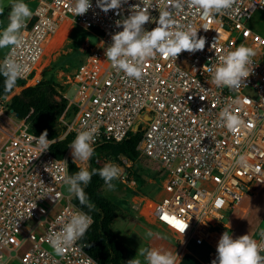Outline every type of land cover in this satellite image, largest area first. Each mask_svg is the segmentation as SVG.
Segmentation results:
<instances>
[{"label": "built area", "instance_id": "2783aa9c", "mask_svg": "<svg viewBox=\"0 0 264 264\" xmlns=\"http://www.w3.org/2000/svg\"><path fill=\"white\" fill-rule=\"evenodd\" d=\"M71 3L38 0L22 45L8 48L0 60L15 55L29 69L22 80H32L40 72L47 41L64 20L88 28L98 39L89 44L85 61L67 81L72 94L65 95L68 106L60 118L66 130L54 140L68 134L74 139L93 123L99 125L95 147L139 133L138 150L163 170L159 184L164 194L151 209V218L174 235L177 264L191 242L207 245L200 264H213L217 224L248 190L264 184V32L251 26L254 16L264 13V0H234L223 15L207 17L198 8L175 10L178 25L198 28L205 47L182 51L176 59L157 54L145 62L141 79L127 77L114 67L105 50L112 35L122 30L120 22L130 14V6L142 5V0H124L118 9L107 12L92 0L86 13L75 15ZM153 3L149 12L158 18L161 0ZM155 26V19L144 25L148 30ZM240 43L256 50L250 65L253 71L237 90L217 87L208 67ZM225 107L244 121L236 131L223 124L220 113ZM33 135L40 133L30 121L19 118L0 142V260L6 264H100L86 251L85 236L62 255L48 244L53 225L59 230L79 207L72 201L73 194L64 192L61 178L64 160L70 174V151L62 158L50 148L39 154L36 141L30 139ZM244 153L249 154L246 168L237 163ZM119 167L118 180L127 182L129 175Z\"/></svg>", "mask_w": 264, "mask_h": 264}, {"label": "clouds", "instance_id": "9594fccd", "mask_svg": "<svg viewBox=\"0 0 264 264\" xmlns=\"http://www.w3.org/2000/svg\"><path fill=\"white\" fill-rule=\"evenodd\" d=\"M124 0H96V4L105 12L109 9H118ZM8 15L6 25L0 27V49H15L22 45L24 29L27 21L32 17L28 0H6ZM158 18L151 16L149 9L154 6L153 0H142L141 4L132 5L130 14L120 23L122 30L112 35V43L106 47V58L112 65L123 72L127 77L141 79L144 75V64L150 58L160 54L164 58H177L182 51L195 52L205 47V37L198 36V28L188 25H178L174 11L185 6L198 8L200 15L220 14L233 7L234 0H161ZM73 15L84 14L92 7V0H72L70 5ZM4 4L0 3V15L4 13ZM156 20V26L148 30L144 27L146 22ZM204 29H208L206 26ZM256 55L253 46L240 43L234 49L220 56L219 62L210 65L207 71L211 74V82L217 87H227L237 90L245 85V78L253 71L252 57ZM28 66L15 55L9 54L0 60V76L3 80V92L6 94L18 87L17 81L25 77ZM224 126L230 131H236L244 125V121L230 107H225L220 113ZM99 132L96 123L85 125L79 130L75 138L69 143L73 162L77 164V170L71 174L65 171L62 174L64 184L68 186V192L74 194L80 204L89 211L79 208L73 211L66 222H63L59 230L55 225L47 242L52 250L62 255L71 248L93 223L91 210L94 205L89 201L85 188L90 183L93 175L98 174L108 189L115 187L114 181L121 175V168L115 163H106L103 167L91 168L89 161L95 152V140ZM39 147V154L55 144L54 139L48 138L47 130L39 136L33 135ZM248 153L239 157L237 163L247 167ZM35 207V204L31 207ZM30 208V209H31ZM23 217V216H20ZM227 227V226H226ZM184 231V230H183ZM259 239L249 233L233 238L229 231L223 232L217 245V259L213 264H264V228L259 230ZM166 238L163 233L154 232L149 228L145 231V238ZM179 257L170 250L160 247L141 248L136 256L129 259L127 264H177ZM0 264L6 261L0 260Z\"/></svg>", "mask_w": 264, "mask_h": 264}, {"label": "rangeland", "instance_id": "374dc122", "mask_svg": "<svg viewBox=\"0 0 264 264\" xmlns=\"http://www.w3.org/2000/svg\"><path fill=\"white\" fill-rule=\"evenodd\" d=\"M37 1L28 0L33 11ZM0 3L4 4L5 9L8 8L6 0H0ZM7 15L0 22V27L6 25ZM251 26L260 33L264 32L263 12H258L254 16ZM97 39L80 22L66 19L51 37L50 43L46 47L39 65V73L42 76L39 77V81L42 79L53 80L61 86L59 89L63 94H68L67 81L69 77L74 75L86 59L89 44L96 43ZM3 51L4 49H0V52ZM46 68L49 70L44 71ZM35 80L26 81L23 87L36 85L39 81ZM23 87L15 89L0 100V142L19 123V117L7 107V103ZM71 94L70 91L69 95ZM109 162L123 166L129 175L127 182L116 180L113 189H108L106 185L103 186L104 194L119 206L118 216L113 227L118 236L126 243V264L129 259L136 256L139 249L150 247L154 243H160L164 249L171 251L172 233L169 230L154 227L146 217V215H150V210L154 206L152 200L158 195L157 182L163 175L161 165L142 152L138 158L132 160L114 147L103 150L98 159V163L102 166ZM63 190L65 193H69L67 185H64ZM139 205L141 207L137 208ZM219 223L214 234L216 243L225 231H229L233 238L246 233L253 237H259L258 230L264 228V184L255 185L251 190H248L239 204ZM149 228L154 232L163 233L166 238L157 236L145 238L144 233ZM192 252L182 259L181 264H199L205 248H197Z\"/></svg>", "mask_w": 264, "mask_h": 264}, {"label": "trees", "instance_id": "16d2710c", "mask_svg": "<svg viewBox=\"0 0 264 264\" xmlns=\"http://www.w3.org/2000/svg\"><path fill=\"white\" fill-rule=\"evenodd\" d=\"M8 11L9 9L6 8L4 13L0 15V22L4 20ZM48 70L49 68H46L44 71ZM3 80L4 78L0 76V98L26 84L25 80L19 79L17 81L18 87L5 94L3 92ZM59 87L61 86L53 80L42 79L34 86L23 87L20 92L11 98L7 107L13 110L15 114L17 113L19 118L30 121L40 134L47 130L48 138L55 139L66 130V126L60 118L68 105V99L60 92ZM72 140L73 136L68 134L64 138L56 140V143L50 146L51 153L57 158L64 157L70 151V174L75 172L78 167L71 156L69 143ZM139 140V133H132L122 142L107 143L95 147L89 166L97 169L103 167L98 163V159L103 150L111 147L117 148L120 153L135 160L140 155V151L137 148ZM104 185L106 184L103 179L96 174L92 176L90 183L85 188L89 201L94 205L91 210L94 221L84 237L85 249L100 264H126V247L117 238L112 228V223L118 216L119 206L104 194ZM72 201L79 208L89 211V209L80 204L75 195H73Z\"/></svg>", "mask_w": 264, "mask_h": 264}, {"label": "crops", "instance_id": "0c3cea01", "mask_svg": "<svg viewBox=\"0 0 264 264\" xmlns=\"http://www.w3.org/2000/svg\"><path fill=\"white\" fill-rule=\"evenodd\" d=\"M37 4H38V1H37ZM37 6V5H36ZM36 8V7H35ZM34 12V11H33ZM69 20V19H68ZM62 24V23H61ZM60 24V25H61ZM59 29V28H58ZM93 35V34H92ZM94 36V35H93ZM94 37H96V36H94ZM97 38V37H96ZM91 44H94V43H91ZM7 49L8 48H5L4 49V51L3 52H0V58H2L3 57V55L6 53V51H7ZM2 56V57H1ZM85 61V60H84ZM39 77H42V76H40V73H38L37 74V76L35 77V78H33L32 80H35V81H39ZM60 90V89H59ZM71 90H70V88L68 89V94H69V92H70ZM60 92H62L61 90H60ZM63 93V92H62ZM8 95V94H7ZM7 95H4V96H2L1 98H3V97H5V96H7ZM65 95V94H64ZM67 95V94H66ZM67 97V96H66ZM1 98H0V100H1ZM68 99V98H67ZM69 100V99H68ZM8 104V103H7ZM68 106V105H67ZM65 112V111H64ZM17 116V115H16ZM118 180V179H117ZM157 184H158V195H157V197L154 199V200H152V202L154 203V206H155V202L156 201H158V199H160L161 197H162V195L164 194V191H163V189H162V187L160 186V184H159V181L157 182ZM74 195V194H73ZM106 195V194H105ZM107 196V195H106ZM153 206V207H154ZM141 206L139 205L137 208H140ZM145 207H146V205H145ZM144 207V208H145ZM152 207V208H153ZM151 208V209H152ZM149 210V209H148ZM150 214H151V210H150ZM146 215V214H145ZM146 217H147V219L151 222V224L152 225H154V227H158L159 228V226L156 224V223H154V221H153V219L151 218V215H146ZM114 223H115V221L112 223V228H113V230L115 231V233H116V236H117V238L120 240V242L122 243V244H124L125 246H126V243L118 236V234H117V231L114 229V227H113V225H114ZM217 228V227H216ZM160 229V228H159ZM217 231V230H216ZM170 232V231H169ZM171 233V232H170ZM171 236H172V239H173V243H171V245H172V249H171V251L174 253V249H175V237H174V235L173 234H171ZM215 239H216V237H215ZM216 245H218V243H215ZM127 247V246H126ZM151 247H161V248H163L162 246H160V243H154V245H152ZM197 248H205V252L203 253V258H201L200 260H199V264H200V261L201 260H204L205 259V257H206V255H207V252H208V246L207 245H205V244H199V243H196V242H191V244L189 245V247H188V250L186 251V254L183 256V258H185L186 257V255L188 254V253H193L192 252V250H197ZM164 249V248H163ZM165 250H167L166 248H165ZM182 258V259H183ZM182 263V260H181V262H180V264Z\"/></svg>", "mask_w": 264, "mask_h": 264}, {"label": "bare ground", "instance_id": "6f19581e", "mask_svg": "<svg viewBox=\"0 0 264 264\" xmlns=\"http://www.w3.org/2000/svg\"><path fill=\"white\" fill-rule=\"evenodd\" d=\"M64 21H65V20H64ZM64 21H63V22H64ZM63 22H62V23H63ZM50 39H51V38H50ZM50 39L47 41V43H46V47H47L48 44L50 43ZM46 47H45V50H46ZM44 54H45V51H44ZM43 56H44V55H43ZM39 64H41V60H40V63H39ZM215 243H216V242H214V244H215ZM215 245H216V244H215ZM216 246H217V245H216Z\"/></svg>", "mask_w": 264, "mask_h": 264}, {"label": "water", "instance_id": "95a60500", "mask_svg": "<svg viewBox=\"0 0 264 264\" xmlns=\"http://www.w3.org/2000/svg\"><path fill=\"white\" fill-rule=\"evenodd\" d=\"M12 112H13V110H12ZM16 115L18 116V114L16 113Z\"/></svg>", "mask_w": 264, "mask_h": 264}, {"label": "snow or ice", "instance_id": "6c2138e0", "mask_svg": "<svg viewBox=\"0 0 264 264\" xmlns=\"http://www.w3.org/2000/svg\"><path fill=\"white\" fill-rule=\"evenodd\" d=\"M178 223V222H177Z\"/></svg>", "mask_w": 264, "mask_h": 264}]
</instances>
